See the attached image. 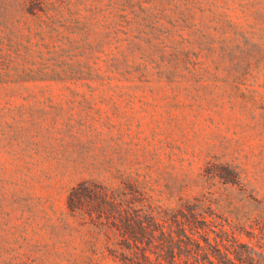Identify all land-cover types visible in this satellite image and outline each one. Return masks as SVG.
Wrapping results in <instances>:
<instances>
[{
  "label": "rangeland",
  "instance_id": "obj_1",
  "mask_svg": "<svg viewBox=\"0 0 264 264\" xmlns=\"http://www.w3.org/2000/svg\"><path fill=\"white\" fill-rule=\"evenodd\" d=\"M53 1L0 0V264L83 260L67 192L117 171L264 211V0Z\"/></svg>",
  "mask_w": 264,
  "mask_h": 264
},
{
  "label": "trees",
  "instance_id": "obj_2",
  "mask_svg": "<svg viewBox=\"0 0 264 264\" xmlns=\"http://www.w3.org/2000/svg\"><path fill=\"white\" fill-rule=\"evenodd\" d=\"M50 0H28L31 15L48 14ZM54 0L53 4H69ZM242 186L235 166L209 168L196 196L168 194L140 169L117 171L112 180L87 179L71 187L66 216L83 239L84 258L75 264H264V211L244 210L211 188ZM252 200V199H251Z\"/></svg>",
  "mask_w": 264,
  "mask_h": 264
}]
</instances>
